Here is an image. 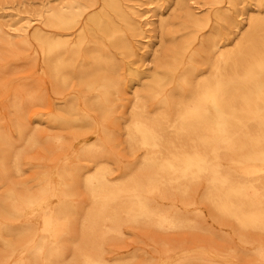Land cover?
Instances as JSON below:
<instances>
[{"label":"bare ground","instance_id":"6f19581e","mask_svg":"<svg viewBox=\"0 0 264 264\" xmlns=\"http://www.w3.org/2000/svg\"><path fill=\"white\" fill-rule=\"evenodd\" d=\"M35 4V24L6 19L0 44L41 60L47 125L100 135L71 154L60 134L42 143L19 114L32 93L15 92L14 121L0 117V264H145L118 254L125 228L183 234L204 211L253 260L193 241L163 246L166 262L264 264V0ZM118 130L132 158L118 159ZM52 141L58 183L52 170L15 178L26 152Z\"/></svg>","mask_w":264,"mask_h":264},{"label":"rangeland","instance_id":"374dc122","mask_svg":"<svg viewBox=\"0 0 264 264\" xmlns=\"http://www.w3.org/2000/svg\"><path fill=\"white\" fill-rule=\"evenodd\" d=\"M35 7V0H0V25L4 23L6 19L14 21L17 18L20 20L19 23H26L29 21L31 25L35 24L36 20L34 17L36 16L33 12ZM196 11H199V9H196ZM5 12H9V15H2V13ZM199 14L201 15L202 13L200 12ZM19 23H17L16 26H18ZM4 47L5 46L0 44V117L5 119L10 118V122L14 121L17 113L15 112L16 109L11 106V103L14 100L15 92L19 89V91L32 93L31 102L27 99L26 103L19 110V114L27 122L26 133L39 132L40 139L44 144H46L48 140H53L54 135L60 134L62 137L61 142L65 148L71 149L72 147L73 150L70 151V154L81 150L82 147L96 140L100 135L99 128L92 124L83 123L74 125L69 129H60L51 127L45 123V119L48 116L45 109L47 98L52 101L55 100V98L53 93L54 87L52 86L51 80L42 72L41 60L35 59L29 48L21 49L13 47L10 50V48ZM15 58L17 59L15 60ZM51 104L52 108L56 107L53 102ZM30 118H32V120L35 119V121L31 122L29 120ZM0 127L2 129H7L9 126L0 125ZM117 140L118 146L115 148L118 150V159H124L125 157L132 158L129 152L130 150L124 141V134L119 130ZM22 146H24V141L19 142L16 147L19 148ZM55 148L53 141L51 151L45 148L39 150H37L36 147L30 148L26 152L29 156L26 165L24 164V166H26V172L23 173L22 176L15 175L16 177H14L17 179L20 178L23 184L29 185L30 181L27 179L29 172H39L40 170V174L44 170H52L54 174V183L57 184L58 177L55 175L57 167L54 166V163H51L50 160L45 159V155L49 158L54 157L56 153L54 151ZM124 162H126V166L134 164L133 161ZM50 205H56V199L54 197L51 198ZM203 215L205 219L200 223V230L187 231L183 234L153 230L152 232L160 236V239L156 242L148 237V234L152 233L150 230L142 227L125 228L122 235L118 238V254L126 256L133 251H137L140 260L145 261V264H169L172 262H166L169 254H162L160 251L163 246L169 247L172 252H175L193 241H207L212 245L221 247V251L224 252H228L229 249L239 248V259L241 261L243 251L246 252L247 256L252 257L253 260L254 255H252V249L246 250V247H239L237 238H232V227L223 229L216 221L210 218L207 211H204ZM2 258L6 259L5 256ZM172 259L173 257L168 259V261Z\"/></svg>","mask_w":264,"mask_h":264}]
</instances>
